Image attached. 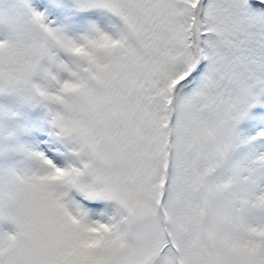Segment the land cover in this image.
<instances>
[{
  "label": "snow or ice",
  "instance_id": "6c2138e0",
  "mask_svg": "<svg viewBox=\"0 0 264 264\" xmlns=\"http://www.w3.org/2000/svg\"><path fill=\"white\" fill-rule=\"evenodd\" d=\"M0 264H264V0H0Z\"/></svg>",
  "mask_w": 264,
  "mask_h": 264
}]
</instances>
